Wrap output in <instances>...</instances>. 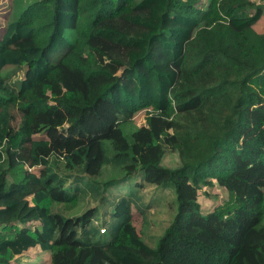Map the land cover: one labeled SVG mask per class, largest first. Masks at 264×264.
Here are the masks:
<instances>
[{
  "label": "trees",
  "instance_id": "1",
  "mask_svg": "<svg viewBox=\"0 0 264 264\" xmlns=\"http://www.w3.org/2000/svg\"><path fill=\"white\" fill-rule=\"evenodd\" d=\"M18 3L0 33V264L33 248L48 264H264V0ZM144 184L173 209L155 246L133 224L155 204ZM215 187L233 204L206 207Z\"/></svg>",
  "mask_w": 264,
  "mask_h": 264
},
{
  "label": "rangeland",
  "instance_id": "2",
  "mask_svg": "<svg viewBox=\"0 0 264 264\" xmlns=\"http://www.w3.org/2000/svg\"><path fill=\"white\" fill-rule=\"evenodd\" d=\"M34 0H18L19 9L25 8L27 5L32 3ZM202 4L205 7L206 0H202ZM10 6L11 0H0V33H2L6 22L11 19L10 15ZM263 11H264V3H263ZM264 16V15H263ZM17 14L13 18L16 20ZM264 29V25H263ZM7 75L12 77L13 81H19L23 75V69L10 66L7 68ZM10 77V78H11ZM144 113L137 114L133 122L127 124L125 126V132L127 135L131 133L136 127H139L144 124ZM18 115L15 114V120L13 125L16 127L18 124ZM161 164L163 167H177L178 166V158L175 152L169 151L165 149L164 155L162 156ZM39 168H34L37 171ZM122 173L121 170L111 169L109 167H105L102 171L101 177L99 180L106 181L109 179L117 178ZM160 191V192H157ZM209 196H211L210 202L206 203L205 206L209 207L210 209L214 208L215 206L226 205L230 206L233 204L232 198L230 195L223 191L222 189L215 187L213 189H205ZM141 194L143 195V200L145 203L148 201L154 202L155 204L152 205L145 213V218H141L140 215L135 212V216L133 218V224L136 229L140 232L142 238L147 242L149 245L152 243L154 246L156 245V240L158 236L163 231L164 227L167 225L169 220L172 217L173 209L166 203L169 193L167 190H161L159 188H155L153 186L143 185L141 189ZM44 206H51L56 209L65 210L66 205L61 203L49 202L44 201L42 203ZM98 206L97 202L91 200L90 207ZM153 246V247H154ZM49 263V253L41 251L39 248L30 249L28 252L24 253L22 256L15 257L11 264H48Z\"/></svg>",
  "mask_w": 264,
  "mask_h": 264
},
{
  "label": "built area",
  "instance_id": "3",
  "mask_svg": "<svg viewBox=\"0 0 264 264\" xmlns=\"http://www.w3.org/2000/svg\"><path fill=\"white\" fill-rule=\"evenodd\" d=\"M101 232H103V230H101Z\"/></svg>",
  "mask_w": 264,
  "mask_h": 264
}]
</instances>
